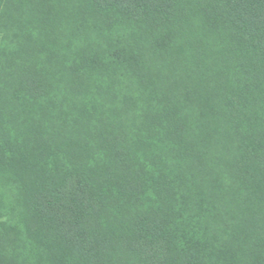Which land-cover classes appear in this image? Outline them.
I'll return each mask as SVG.
<instances>
[{
  "label": "trees",
  "instance_id": "16d2710c",
  "mask_svg": "<svg viewBox=\"0 0 264 264\" xmlns=\"http://www.w3.org/2000/svg\"><path fill=\"white\" fill-rule=\"evenodd\" d=\"M77 1L89 26L145 38L109 50L113 63L83 51L66 104L28 35L0 66V180L18 188L15 204L0 193V264H264V0ZM118 63L145 104L95 80Z\"/></svg>",
  "mask_w": 264,
  "mask_h": 264
},
{
  "label": "rangeland",
  "instance_id": "374dc122",
  "mask_svg": "<svg viewBox=\"0 0 264 264\" xmlns=\"http://www.w3.org/2000/svg\"><path fill=\"white\" fill-rule=\"evenodd\" d=\"M40 4L53 5L56 14L58 15L52 20H49V16L46 11H40L39 9L31 8L28 6L23 11H18L12 5L9 0H0V66L4 63L6 58L11 60L12 52L17 48V40L23 34L28 37H23V42L34 43L41 45L36 47V50L32 54L31 63L36 64L38 67L46 69L52 73V77L56 79L57 83V99L61 100L64 104L69 103L68 97L74 95L70 90L66 81L69 76L68 66L72 63H78L83 51L91 53L93 49L99 48L102 52L107 54L114 47L119 46L122 41L134 40L139 38L141 41L145 38L143 33V27L130 24V23H117L116 27L112 30L103 29L97 30L88 25L89 20L83 19L78 12V1L76 0H35ZM47 2V3H46ZM67 2V3H66ZM51 3V4H50ZM29 5V4H28ZM52 10V14L53 11ZM15 12L20 14L23 18L22 23L14 25L12 20L8 19V14ZM15 16V15H14ZM14 20V19H13ZM12 24V26H10ZM7 25V26H6ZM54 26V31H51V27ZM141 34H143L141 38ZM59 39V42L57 39ZM53 39L52 42L48 40ZM175 51L179 52L176 57L183 58L182 62L186 63L187 58L183 55L188 51L187 45L184 46L182 40L177 42ZM43 42H45L43 44ZM146 67L152 71L161 69L163 58L159 52H156L151 46L146 48ZM176 52V53H177ZM19 63L23 58L20 57ZM106 58L109 62L113 63L114 58L108 54ZM180 60V59H179ZM184 64V63H183ZM184 67V65H183ZM64 71V72H63ZM111 80L107 77H99L94 74L96 81L103 79L113 87L116 86V90L122 93L132 94L139 105L145 104L144 91L145 89L137 82L135 77L127 76V71L124 69L122 63L115 65V70L110 71ZM8 71L2 70L0 67V80L3 78L8 82ZM159 84L158 82H154ZM161 90V89H159ZM161 92V91H160ZM81 99L82 96H77ZM189 107H187L188 109ZM189 110V109H188ZM197 113L192 114V119H197ZM11 177V176H10ZM2 178V177H1ZM11 183L7 179L0 180V193L4 202L7 204H15L18 200V188L16 187V180L11 179Z\"/></svg>",
  "mask_w": 264,
  "mask_h": 264
}]
</instances>
